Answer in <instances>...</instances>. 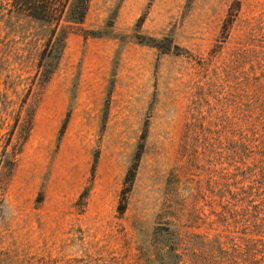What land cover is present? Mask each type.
<instances>
[{"label":"rangeland","instance_id":"rangeland-1","mask_svg":"<svg viewBox=\"0 0 264 264\" xmlns=\"http://www.w3.org/2000/svg\"><path fill=\"white\" fill-rule=\"evenodd\" d=\"M52 2L0 0V264H264V0Z\"/></svg>","mask_w":264,"mask_h":264},{"label":"trees","instance_id":"trees-1","mask_svg":"<svg viewBox=\"0 0 264 264\" xmlns=\"http://www.w3.org/2000/svg\"><path fill=\"white\" fill-rule=\"evenodd\" d=\"M52 1L53 0H12V5L15 9H18L19 11L24 10L30 16L50 21L49 18L57 14L56 7L55 5H53ZM88 2L89 0H66V3L60 9L58 15L62 16V14L65 13L67 21H69L70 23H82L87 10ZM58 25L59 22H56L55 26L58 27ZM63 38L64 35L59 40L57 37L55 38L56 40L49 45L46 52V58L49 61L48 63H57L63 50ZM55 63L52 65H55ZM142 148L143 145L142 142H140L134 154V161L128 166L125 172L123 186L120 191L119 202L117 206V210L119 213H122L126 207L127 194L131 189L132 181L136 174V167L138 165V159L142 152ZM84 193L85 191H83L82 195Z\"/></svg>","mask_w":264,"mask_h":264}]
</instances>
